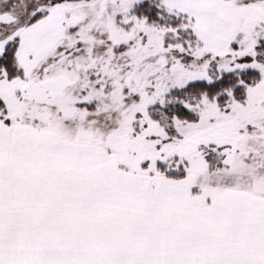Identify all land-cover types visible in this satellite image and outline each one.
Masks as SVG:
<instances>
[{"label":"snow or ice","instance_id":"snow-or-ice-1","mask_svg":"<svg viewBox=\"0 0 264 264\" xmlns=\"http://www.w3.org/2000/svg\"><path fill=\"white\" fill-rule=\"evenodd\" d=\"M0 264H264V0H0Z\"/></svg>","mask_w":264,"mask_h":264}]
</instances>
